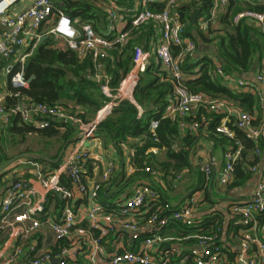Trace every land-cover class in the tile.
<instances>
[{
    "label": "built area",
    "instance_id": "2783aa9c",
    "mask_svg": "<svg viewBox=\"0 0 264 264\" xmlns=\"http://www.w3.org/2000/svg\"><path fill=\"white\" fill-rule=\"evenodd\" d=\"M3 1L5 0H0V4ZM19 1L21 0H9L0 9V61L6 62L4 67L0 66V75L12 72L9 81L15 89L6 95L0 93V121H8L9 112L15 113L23 121L32 122L36 128L47 127L50 119H59L64 123L76 124L78 138L64 152L58 166L53 169H44L37 162L21 161L22 164L30 163L33 168V176L23 178L24 171L19 169V166L13 168V173L17 176L14 178L16 180L14 182L10 180L0 194V233H8L6 239L0 243V264H16L21 258H24L26 264H51L53 258L58 259V264H67V259L75 255L77 249L82 246L88 248L90 264H95L96 259L101 256L104 238L109 233H113L115 227L129 230L132 238L139 240V247L136 251H119L116 241H110L112 248V253L108 256L110 264H169L170 250H162L164 244L189 240L194 241L187 250L194 264H226L227 252L221 240V227L218 225L207 233L193 232L179 236H164L160 233L161 229L171 222L178 221L187 227L196 224L194 219L196 193H189L185 202L179 206H173L169 202L162 206L156 205L159 191L143 180L133 195L115 203V209L109 210L99 198L103 185L110 182L115 173L114 162L108 161L100 173L99 180L86 181L84 174L85 163L91 158L86 144L94 136L101 117L109 114L112 108L123 100L135 104L138 108L137 117H142V110L136 103L134 91L140 73L150 65L153 56L159 60L162 70L173 81V98L162 117L172 115L192 117L191 121L187 123L182 121L180 125L196 130L208 125L211 120L207 115H202L199 119L195 118L200 107H203L206 112L220 117L215 126L216 132L233 136V130L228 125L233 122L248 138L264 141V125L253 124L254 117L251 113L236 107L222 97H212L204 92L191 91L187 87L185 83L187 74L182 69V63L188 55L194 53L195 43L192 39L183 36L186 22L173 10L177 2L183 0H161L163 6L160 9L150 8V5L158 0H132L134 6L128 8H120L115 4V0H111L112 9L108 10L109 30L114 33L110 37L95 33L90 23L75 25L69 16L55 6L53 0H32L27 9L11 13V7ZM195 1L201 3L204 0ZM209 2V11L199 14L196 19L197 26L202 31H206L229 4L228 0H209ZM244 2L260 5L262 8H245L238 11L233 16L232 23L237 24L243 19L252 21L264 37V0H244ZM116 10L131 13L132 27L153 22L159 29V37L153 47L134 46L131 68L118 85L113 87L109 84V76L99 73L98 69L102 67L99 60L107 55L108 50L113 47L122 50L129 42V31L124 30V27H117L114 23V18L117 17ZM54 17H56L55 21ZM49 22H52V25L45 32L46 34L63 37L70 49L75 50L79 56L89 54L94 62L97 70L95 80L101 82L100 89L107 100L92 121L85 122L76 115L66 113L57 105L29 102L16 103L11 109L6 106V96L19 97L17 90L28 87L22 69L24 59L31 55L33 48L41 39V25ZM28 45L30 50L19 54L21 48ZM13 56H19L20 68L10 62ZM248 72H242L241 75H246ZM214 74L227 82L228 89L232 91L251 90L260 108L264 109V62L256 68L255 79L258 85L242 77L236 78L233 74L225 73L221 65L216 66ZM158 122L156 118L148 121V130L153 141H158L156 135ZM235 145V148H227L223 152L225 163L217 175L219 184L223 186L231 183L235 176L234 162L242 149L239 142H235ZM157 151L156 146H151L145 154L157 153ZM259 152L260 149L256 148L255 153L258 155ZM198 165L204 181L208 183L215 161H201ZM145 170L148 171L149 168L146 167ZM250 170H256V166L253 165ZM131 171L132 174L134 170ZM61 176L69 181V185L60 181ZM48 193L61 194L63 205L58 217L50 214L45 208ZM154 204L155 209L143 219L144 209H150ZM229 212L230 234L237 242V248L233 252L234 263L264 264V239L259 236L257 221V216L264 213V172L255 186L253 195L245 201L232 202ZM129 215L136 217L128 218ZM42 227H47L51 231L56 242L67 239L70 244L52 252L51 249H41L35 238L28 242L27 246L19 243L33 235H40L39 231ZM92 230L97 231L98 236H94ZM144 230L146 234L140 237L139 233Z\"/></svg>",
    "mask_w": 264,
    "mask_h": 264
},
{
    "label": "trees",
    "instance_id": "16d2710c",
    "mask_svg": "<svg viewBox=\"0 0 264 264\" xmlns=\"http://www.w3.org/2000/svg\"><path fill=\"white\" fill-rule=\"evenodd\" d=\"M228 1L229 4L226 11L220 17L223 25L222 28L212 30L209 26L206 30L209 32L208 35L212 36L210 38L205 36L204 31L198 28L197 23L192 24L190 20V14L196 8L199 9V14L209 11V0H204L201 3L195 0H186L185 2H181L180 5H176L177 7L175 6L174 10L186 22L183 36L192 39L195 43L194 53L188 55L182 63V69L186 73L193 75L185 83L191 91L204 92L212 97L221 96L238 100L239 106L244 111L253 112L257 110L260 112L262 108H260L258 101L252 93L234 92L225 87L221 77L214 74L215 65L213 60L206 55L199 57V54L196 52L203 43L212 44L211 47H213L225 72L237 71L242 73L249 71L254 62L259 61L263 57L264 37L254 26V23L245 19L239 21L237 24L232 23V18L238 11L245 8L261 9L262 7L260 5L249 4L244 2V0ZM53 2L74 23H90L95 33L109 37L113 35L114 31L104 34L106 25L110 22L108 12L103 7L96 5L93 0H53ZM115 4L120 8H126L132 5V0H115ZM161 7L158 3L150 6L152 9H159ZM115 12L124 14V30L129 31L130 37L128 44L122 50L113 47L105 57L99 60L102 65L104 64V70L110 75V84L113 87H116L128 72L132 63L134 46L147 45L149 40L155 35L153 22L132 27L130 25L131 13L122 10ZM215 31H217V34ZM53 44L54 39L49 35L43 42L38 44L33 53L28 57L24 64V77L26 79H29L31 76L33 77L30 79L27 88L18 89L17 91L20 96H27L29 102L45 103L48 105L57 104L64 107L67 106L68 102H74L76 106L78 105L84 109L79 115L84 120H88L102 106L103 102L107 100V97L101 92L99 84L86 76L88 71L94 66L92 58L87 55L83 59H80L70 48L58 49L53 47ZM173 50H175V47H173ZM197 66L198 69L195 71ZM139 76L134 95L137 103L145 108L142 117H137L138 108L135 104L128 100H123L113 107L106 117L99 121L97 129L110 139L119 152H121V145L127 143L134 149L131 164L135 169L127 177L126 181L131 179L147 181L153 188L159 191V199L156 205L162 206L168 201H166L165 195L162 192L163 189L156 187L155 181L151 177L152 171L154 169L166 171L171 166L176 172L180 171L188 165V149L194 145L196 139L203 135L200 133L193 134L187 130L186 134L180 138L179 118L162 117L164 109L173 98V81L165 71L161 70L158 63L152 60L150 65ZM18 99L15 96H6L5 103L7 108L11 109ZM202 115L207 114L205 109L200 107L195 118L199 119ZM208 117L211 118L210 123L203 127L207 131L206 138L212 140L215 145L221 147L223 150L235 148V142H239L242 146L241 153L234 162L235 178L227 187L230 188L244 184L250 177V172L246 169V166L255 163L258 156L254 153L255 149H264V141H254L248 138L245 132L233 122L228 123L230 129L233 130V136L229 137L218 133L215 131V126L219 122L220 117L212 113H209ZM151 118H156L159 121L156 129L158 141H153L147 131L148 121ZM186 120L191 121L192 117H188ZM49 121L50 124L47 127L36 128L32 122L23 121L15 113L9 112L8 121L3 122L0 126V165L13 155L24 151H36L50 158H56L64 143L78 133V128L72 122L62 124L52 119ZM253 124L256 123L253 121ZM60 125L64 128L60 129ZM199 128L203 129L202 127ZM30 134L44 139V143L37 147V149H33L32 146L27 145L23 149H14L16 150L14 151L15 153L11 154L8 152V148H12V145L18 146L20 143L23 144L22 142H25L27 136ZM134 138H140V141H135ZM74 143L75 141H72L67 149ZM55 145L56 148L50 152L45 148L52 149ZM175 145H178L176 149L174 148ZM151 146H156L164 151L166 160L158 161L154 154L150 156L146 155L145 151ZM21 161L37 162L40 165H48L50 169H53L58 166L61 160L58 163L26 158L15 161L0 173V194L3 193V185L8 184L11 180L9 176H5L11 172L13 173V168L18 166ZM146 167L149 168L148 171L145 170ZM13 175L14 178L17 177L15 173ZM119 175L124 176L125 173L122 171ZM28 177V175H23V178ZM203 180L204 177L200 174L199 181L203 182ZM60 181L65 185H69V181L63 176H61ZM205 197L206 200L211 201L207 192H205ZM51 202H54L53 212L51 211ZM62 205L63 200L57 194L48 193L45 208L50 214H55L58 217ZM156 205L154 204V206L150 207L149 214L155 209ZM172 224L176 225L177 229L182 232L181 235L193 232L207 233L219 225L213 217L209 216L204 217L200 223H196L190 227L178 221ZM212 224L214 225L211 227L210 225ZM200 227L203 229H200ZM92 233L94 236H98L97 231L92 230ZM110 234L112 233L108 235ZM36 236L33 235L32 240ZM2 242L0 239V243ZM69 244L70 241L67 239H61L55 243L51 250L52 252H56L58 248Z\"/></svg>",
    "mask_w": 264,
    "mask_h": 264
},
{
    "label": "crops",
    "instance_id": "0c3cea01",
    "mask_svg": "<svg viewBox=\"0 0 264 264\" xmlns=\"http://www.w3.org/2000/svg\"><path fill=\"white\" fill-rule=\"evenodd\" d=\"M103 1L106 2V6L99 5L97 3H96V5L103 7L108 12V10L112 9V2H111V0H103ZM185 1L186 0H183L181 2H185ZM31 2H32V0H21L17 3H15L11 7L10 12L16 13V12L23 11L30 6ZM157 3L160 4L161 6H163V3L161 0H158L153 5H156ZM131 6L132 7L134 6V1H132ZM150 6H152V5H150ZM126 8H128V7H126ZM116 11H118V10H116ZM122 11H124V10H122ZM224 12L218 14V16L211 23L210 29L212 26L216 27L213 29H221L222 28L223 25L220 21V19H221L220 17ZM53 20L55 21L56 17H54ZM114 23L117 27H124V25H125L124 14L117 12V17L114 18ZM78 24H79L78 22L75 23V25H77V26H78ZM51 25H52V22L43 23L41 25L40 33L42 34V37L45 36L44 39H46L49 35H51L52 38L54 39L53 47H56L58 49L69 48L66 44V40L63 37H57L55 35L45 33ZM109 27H110V22H108V24L106 25V29L104 31V34L109 33V32L112 33V31L109 30ZM154 27H155L154 37L149 40V43L147 45L142 44L141 46L146 47V48L147 47L150 48V47H153L157 43V40L159 37V29L155 24H154ZM204 34H205V36H207L209 38L212 37L211 35H208L209 32H207V31H204ZM43 40L41 41V39H39L38 43L33 48L31 54L33 53L35 48L38 46V44L43 42ZM211 45L212 44H210V43H206V44L203 43L202 45H200L199 49L196 52L199 54V57H202L204 55L210 57L213 60V63H214L215 68H216V66L221 65V63H220L219 59L217 58L215 51H214L213 47H211ZM28 46L22 47L20 52L18 51L19 54H22L23 52L24 53L28 52L30 50V46L29 47ZM73 51L76 53L77 57L80 59H83L87 55L90 56L89 54H85L84 56H79L75 50H73ZM108 52H109V50H108ZM28 57H26L24 59V63L22 66L23 75H24V64H25L26 60L28 59ZM153 57H155V56H153ZM18 58H19V56H13L10 59V61L15 64V67L18 66L20 68L21 62L18 61ZM152 60H154V62L158 63L160 68H161L160 62L156 57L152 58ZM152 60H151V62H152ZM263 62H264V55H263V57H261V59L259 61L254 62L252 68L249 70V72L246 75H241V73L237 72V71H231V72H225L224 71V72L233 74L236 76V78L242 77V79L247 80V81H249L255 85H258V82L255 79V72H256V68L259 65H261ZM93 64H94V62H93ZM5 65H6V62L1 60L0 66L4 67ZM131 66H132V63H131ZM131 66H130V68H131ZM197 69H198V66L195 68V71ZM161 70H162V68H161ZM96 72H97V70L93 66V68L88 71L86 76L88 78H90L91 80L95 81L96 83H98L99 87H100L101 82L95 80L96 79V77H95ZM98 72L101 74H106L110 78V75L104 70V64L102 65L101 69H98ZM10 74L1 73V75H0V76H2L0 79V93L1 94L6 95V94H9V93L15 91V89L11 86V83L9 81ZM186 74H187V79L193 77V75H190L188 73H186ZM31 77H33V76H31ZM2 78L6 79L5 84L4 83L2 84V82H1ZM29 79H26L28 81V83L30 81ZM221 80H222V83L225 85V87H227L228 83L225 82L223 79H221ZM260 88L262 89V86H260ZM234 92L252 93V91L249 89H244V90L236 89V91L234 90ZM252 94L254 95V93H252ZM219 97H221V96H219ZM18 98L19 99H18L17 103H21V104L29 103V101H28L29 98L25 95H21ZM222 98L226 99L227 101L232 102L233 105H235L236 107L241 108V106H239L238 100H234V99L226 98V97H222ZM105 101L103 102V104L105 103ZM136 103H137V101H136ZM103 104H102V106H103ZM168 105H169V103H168ZM168 105L166 106L164 111L167 109ZM57 106H59L63 111H65L68 114H72V115H76V116L80 117L85 122H89V121L94 120L97 116L98 110L102 107L101 106L93 115H91L92 116L91 118H89L88 120H84L79 115V113L81 111H83L84 109L78 105L76 106L74 104V102H68L67 106H65V107L62 105H57ZM138 106L142 110V114H143L145 111V108L141 107L139 104H138ZM241 109L244 110L243 108H241ZM164 111H163V113H164ZM249 113H251L253 115V117H254L253 121L256 123L255 125H257V126L264 125V109H262V111H260V112L257 110H254L253 112H249ZM206 114L208 116L209 113L206 112ZM107 115H105L104 117H106ZM104 117H101L100 120H102ZM169 117L170 118H174V117L179 118V120H180L179 121L180 138H182L186 134L187 130L191 131L193 134L200 133L203 136L196 139L194 145L188 149V165L187 166L183 167L178 172H176L172 168V166L170 168H168L166 171L161 170V169H156V170L154 169L151 173V177L154 179L156 187L158 189L159 188L163 189V190L162 189L161 190L165 195L166 201H168L173 206L182 205L185 202L186 197L188 196L189 193H196L197 202H196V207H195V211H194V219L196 220V223H200L204 217H208V216L213 217L215 222H217L219 224L218 226L221 227V232H222L221 240L223 242V245L225 246V251L227 252L226 264H236L233 261V252L237 248V242L234 239V237L231 236V234H230V231H231L230 217L231 216H230V212H229V207H230L232 202L245 201L253 195V192L255 190V186L258 183V181L260 180V178L264 172V149L260 150L254 164H249L246 166V169H248V171L250 172V177L244 184L239 185V186L230 187V188L227 187V185L223 186V185L219 184L217 175L219 173V170L222 168V166L225 163V160L223 157L224 150L221 147L215 145L212 140L205 137L207 131L203 127H202L203 129L197 128L196 130H193V129L191 130L187 126L181 127L180 122H182V121H184L186 123L189 122L188 120H186L188 117H182L180 115H172ZM56 121L61 122L62 124H65L62 120L56 119ZM2 123H3V121H0V126ZM74 125H76V124H74ZM59 127H60V129L64 128L61 125ZM77 128H78V126H77ZM147 131L149 132L148 129H147ZM201 131H202V133H201ZM77 134L72 139H74L77 136ZM134 140L140 141V138H134ZM74 141H76V140H74ZM71 143L72 142H70L68 144V146ZM177 143H179V142H177ZM177 146L175 145L174 148L176 149ZM67 147H66V149H67ZM86 147L88 148V150L91 154V158H89V160L85 163V167H84V174H85V180L86 181L93 182L95 180H99L100 173L106 167L108 161L112 160L114 162L115 173H114L112 179L110 180V182H107L103 185L102 191L100 194V198H99L101 203L105 204V206L107 208H109V210L110 209L114 210L116 207V205H114V204L119 202V201H122L126 197L133 195L135 193L136 189L139 187V184H141V182L143 181V180H138V179H135V180L131 179V180L126 181L127 177L132 172L131 170L135 169L134 166L131 164V158L133 156L134 149L127 143V144L121 145V152H119L115 148L113 143L110 141V139L104 133L99 131L98 129H96L94 136L89 140L88 144H86ZM34 152H36V151H34ZM151 154H154L156 156L155 158L158 161L166 160V156H165L164 151L160 150L159 148H158L157 153H149L148 156H150ZM211 160L215 161V167L213 170L215 172V176H214V181H213L212 185L209 186V182L206 183L204 180H203V182L199 181L200 174H202V176H203V173L200 171L198 163L201 161H211ZM251 160H252V158H251ZM87 163H88V165H87ZM253 165L256 166V170L251 171L250 168ZM18 166H19V169L21 168L22 171H24V175H28L29 177L33 176V168L31 167L30 163H26V164L25 163L24 164L19 163ZM41 167H43L44 169L49 168L48 165H43V164H41ZM122 171L125 173L124 176L119 175V173ZM8 176L11 178V180L14 179V175L12 172L10 174H7L5 177H8ZM234 178H235V176H234ZM6 185H7V183H6ZM3 186H5V185H3ZM205 192L208 193V196L210 197L211 201L206 200ZM213 195H216L217 197L215 198V197H213ZM50 204H51V211L53 212L54 202H51ZM148 209L149 208L144 209L143 214H142L144 216L143 219H146V217L149 215ZM114 213H115V211H114ZM134 217H136V215ZM134 217H133V215L128 216V218H134ZM257 221H258L259 236L262 239H264V213L257 216ZM172 223L173 222L169 223L164 228H162L160 233L164 236H179V235H181L182 232L179 231L177 229L176 225H173ZM213 225L214 224H212L210 226L212 227ZM200 229H203V228L200 227ZM39 233H40V235H37L35 237V239L37 240V242L39 244V247L41 249H43V248L53 249L52 247L55 245L56 240L54 239L51 231L47 227H42V229H41V231H39ZM139 234L141 237V236H144L146 234V232L144 230V231H141ZM7 236H8V233L3 232L0 235V239L2 241H4ZM30 241H32V237H29L25 241L21 240L19 243L24 244V246H27V243ZM86 241L89 244L88 239ZM110 241H113V242L116 241L119 251H123V250L136 251L139 247L138 246L139 240L133 239L131 236V232L129 230H125L122 227H115V231L105 238V240H104L105 243H104V245H102L101 256H99V258L96 259L95 264H110L109 263V257H108L112 253ZM192 242H194V241H187V242H185V241H179V242L172 241V242L165 243L163 246L164 249H162V250H164V251L170 250L171 253L169 252V264H194L193 260L190 258L189 254L187 252L188 246H190V244ZM87 249H88L87 247L86 248L85 247L78 248L76 254L68 258L67 264H90L89 259H88V255H87ZM52 263L55 264L57 262L52 261ZM16 264H26V262H25L24 258H21Z\"/></svg>",
    "mask_w": 264,
    "mask_h": 264
},
{
    "label": "water",
    "instance_id": "95a60500",
    "mask_svg": "<svg viewBox=\"0 0 264 264\" xmlns=\"http://www.w3.org/2000/svg\"><path fill=\"white\" fill-rule=\"evenodd\" d=\"M198 15H199V9L196 8L194 10V12L190 14V20H191V23L192 24H195L196 23V19H197V16ZM44 38H45V36L41 38V41ZM77 138H78V135L74 139L67 140L64 143V145L61 147V149H60V151H59V153H58V155H57L56 158H50L49 156H47V155H45L43 153H37V152H34V151H24V152L17 153L15 155H13L12 157H10L9 159H7L5 162H3L0 165V173L3 170H5L8 166H10L12 163H14L17 160H20L21 158L32 159V160H45L46 162L58 163L60 161L61 157L63 156V154H64V152H65L66 147L68 146V144L70 142L76 140ZM214 176H215V172L213 171L212 172V175H211V178H210V181H209V186L212 185V183L214 181ZM15 180L16 179H13L12 182H14ZM58 196L61 197V194L59 193ZM52 261H56L57 262L58 259L57 258H53Z\"/></svg>",
    "mask_w": 264,
    "mask_h": 264
},
{
    "label": "rangeland",
    "instance_id": "374dc122",
    "mask_svg": "<svg viewBox=\"0 0 264 264\" xmlns=\"http://www.w3.org/2000/svg\"><path fill=\"white\" fill-rule=\"evenodd\" d=\"M95 3H97V4H99V5H103V6H106V2H104L103 0H93ZM181 4V1H179V2H177V5H180ZM177 7V6H176ZM174 8H175V6L173 7V10H174ZM213 28H216L215 26L213 27H211V29L212 30H215V29H213ZM203 31H205V30H203ZM216 32V34H217V31H215ZM214 35V34H213ZM11 62V61H10ZM12 63V62H11ZM1 77L2 76H0V79H1ZM1 82H2V84L4 83L5 84V82H6V79L5 78H2V80H1ZM44 139H42V138H38L37 136H35V135H33V134H30L29 136H27V139H26V141L25 142H22L23 144H21L20 143V145H15V146H13L12 145V148L11 147H9L8 148V152L9 153H15L14 151H16V150H14V149H16L17 148V150L18 149H23V147H25V146H27V145H30V146H32L33 147V149H37V147H39V146H41L44 142ZM46 148V150L47 151H53L55 148H56V145L54 146V147H52V149L51 148H47V147H45ZM39 149H41V148H39ZM213 197H217L216 195H213Z\"/></svg>",
    "mask_w": 264,
    "mask_h": 264
},
{
    "label": "bare ground",
    "instance_id": "6f19581e",
    "mask_svg": "<svg viewBox=\"0 0 264 264\" xmlns=\"http://www.w3.org/2000/svg\"><path fill=\"white\" fill-rule=\"evenodd\" d=\"M8 1H9V0H5V1H3V2L0 4V9H2V8L5 6V4H7Z\"/></svg>",
    "mask_w": 264,
    "mask_h": 264
}]
</instances>
